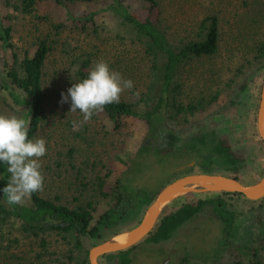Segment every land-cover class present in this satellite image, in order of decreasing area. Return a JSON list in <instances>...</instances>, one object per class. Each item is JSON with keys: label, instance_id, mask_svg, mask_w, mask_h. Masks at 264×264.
<instances>
[{"label": "rangeland", "instance_id": "1", "mask_svg": "<svg viewBox=\"0 0 264 264\" xmlns=\"http://www.w3.org/2000/svg\"><path fill=\"white\" fill-rule=\"evenodd\" d=\"M10 1V0H8ZM160 10V25L171 43L195 40L204 18L214 16L218 25V51L189 63L182 76L184 104L204 101V112L189 118L181 126L166 122L165 130L175 131L182 142L202 133H213L243 160L235 174L215 170L211 174L234 177L249 187L264 176V147L257 133V112L264 84V0H155ZM129 12L144 18L148 3L143 0H121ZM113 0H76L66 8L54 2L42 4L38 10L49 21L13 13L0 0V24L11 26L12 48L0 41V114L22 118L25 111L11 95L22 99L19 90L11 89L7 71L12 54L22 59L24 53L35 50L39 38L53 40L52 50L43 69L44 113L35 138L46 141L47 153L41 157L44 177L41 197L70 209L87 203L95 207L91 227L108 209L96 187L98 179L115 181L124 177L134 190L157 194L171 182L194 174H205L196 164L193 152L173 150L164 159L134 157L146 136L147 126L127 118L119 131L103 127L104 122L91 117L83 122L82 114L70 112L68 103L61 104V93L67 95L75 61L90 58L91 67L99 61L111 71L131 79L134 87L121 93L119 100L145 107L139 102L148 83L147 59L139 47L132 46L111 10ZM89 17L96 15V31L77 21H66V13ZM7 16H12L7 19ZM63 24L55 31L54 24ZM84 23V22H83ZM53 24V25H52ZM183 143H178L177 147ZM71 151V153H69ZM70 154V156H69ZM119 154L124 165L117 163ZM224 202L234 214L232 234L225 235L221 222L209 207L185 223L170 239L159 245L145 240L159 220L185 204L199 201ZM147 207L137 218L102 230L97 238L83 236L73 251V258L88 259L90 249L113 242L136 227ZM47 253L39 243L25 237L16 227L5 225L0 230V264H65L64 246L57 236L49 239ZM129 254V264H156L169 250L177 256L171 264H264V203L225 192L203 191L189 187L175 195L162 209L150 233ZM66 253V252H64ZM98 264H116L117 258L104 255ZM71 264H75L72 262Z\"/></svg>", "mask_w": 264, "mask_h": 264}, {"label": "trees", "instance_id": "2", "mask_svg": "<svg viewBox=\"0 0 264 264\" xmlns=\"http://www.w3.org/2000/svg\"><path fill=\"white\" fill-rule=\"evenodd\" d=\"M13 13L29 15L38 20L49 21L46 15L38 10L42 4L49 1L66 8L76 0H3ZM90 2L91 0H82ZM148 3L146 16L141 18L122 4L121 0H113L111 10L119 21V28L127 36L132 46H137L143 52L149 64L148 83L143 97L139 102L145 107L140 109L136 104L120 101L106 105L104 110L93 114L95 119L104 122L103 127L112 131H119L127 118L142 121L147 126V133L134 157L143 159L155 156L160 159L167 157L171 151L178 150L193 152L199 159L196 164L203 173L211 174L215 170L237 173L243 165L225 141L216 139L213 133H202L190 137L182 142L175 131L165 130L166 122L181 126L189 118L204 112V101L184 104L181 102V76L186 66L203 57H211L218 51V25L214 16L206 17L200 24L199 33L195 40L171 43L160 25V10L155 0H143ZM66 21H77L81 26L91 29L98 26L96 15L83 17L79 14L66 13ZM12 16H7L11 19ZM84 22V23H83ZM53 25V24H52ZM63 24H54L55 31H59ZM11 26L0 24V41L5 48L11 49ZM53 40L49 37L39 38L35 43V50L30 54L24 53L22 59L12 54V64L7 71L11 89L19 90L22 99L11 95L13 102L25 111L24 120L29 121L28 139L34 140L43 118L45 95L43 92V69L46 59L52 50ZM264 48H262V51ZM90 58L79 57L75 61V69L71 74L72 81L69 88L85 79L90 71ZM178 143H183L177 147ZM71 153V151H69ZM70 156V154H69ZM117 163L123 164L119 154L115 155ZM225 176V175H224ZM230 177V176H229ZM234 178V177H231ZM10 179L7 165L0 163V189L5 187ZM96 187L101 198L108 204V209L100 214L96 224L91 227L92 212L95 207L90 202L84 206L70 209L58 205L33 193L21 204L9 206L6 195L0 191V230L5 225L16 227L25 237L39 243L42 253H47L49 239L57 236L64 246L62 258L65 264H89L87 259L73 258V251L79 245V238L90 236L97 238L100 231L111 229L126 221L137 218L144 207H148L156 194L145 190H134L126 178L120 177L113 182L98 179ZM228 194V193H226ZM231 194V193H230ZM239 195L240 194H234ZM244 197V196H243ZM264 203V198L260 199ZM209 207L213 215L221 222L225 235L232 234L234 214L226 210L224 202L199 201L196 205L185 204L173 213L162 217L154 231L145 240L146 243L159 245L166 242L180 227L194 218L204 208ZM133 248L126 251L108 254L117 258L116 264H129V254ZM66 252V253H64Z\"/></svg>", "mask_w": 264, "mask_h": 264}, {"label": "clouds", "instance_id": "3", "mask_svg": "<svg viewBox=\"0 0 264 264\" xmlns=\"http://www.w3.org/2000/svg\"><path fill=\"white\" fill-rule=\"evenodd\" d=\"M133 87L131 79L111 71L101 60L85 79L67 89V95L61 93L60 103H68L70 99V112L79 111L83 122H88L106 105L118 103L121 93ZM28 128L29 121L0 114V163L7 165L10 174L7 185L0 191L6 195L9 206L21 204L44 186L40 158L47 153L46 141L43 138L29 140Z\"/></svg>", "mask_w": 264, "mask_h": 264}, {"label": "water", "instance_id": "4", "mask_svg": "<svg viewBox=\"0 0 264 264\" xmlns=\"http://www.w3.org/2000/svg\"><path fill=\"white\" fill-rule=\"evenodd\" d=\"M257 133L264 147V84L262 86L260 102L257 112ZM189 187H199L203 191L225 192L240 194L250 201L264 198V176L260 182L246 187L231 178L219 174H194L181 177L165 186L146 208L139 224L129 230L120 243L107 242L90 249L88 254L89 264H98L101 256L126 251L140 243L152 230L163 207L178 193L186 192ZM167 260L161 264H166Z\"/></svg>", "mask_w": 264, "mask_h": 264}, {"label": "flooded vegetation", "instance_id": "5", "mask_svg": "<svg viewBox=\"0 0 264 264\" xmlns=\"http://www.w3.org/2000/svg\"><path fill=\"white\" fill-rule=\"evenodd\" d=\"M194 206V205H193ZM193 219V218H192ZM177 256V252H176V250H173V249H171V250H169V252H167L166 254H165V257H163L162 259H161V261L159 262V263H156V264H161V262L162 261H165V260H167V263L166 264H171V261H172V259L174 258V257H176Z\"/></svg>", "mask_w": 264, "mask_h": 264}, {"label": "bare ground", "instance_id": "6", "mask_svg": "<svg viewBox=\"0 0 264 264\" xmlns=\"http://www.w3.org/2000/svg\"><path fill=\"white\" fill-rule=\"evenodd\" d=\"M122 240H123V238L121 236H119V238H115L112 243H120Z\"/></svg>", "mask_w": 264, "mask_h": 264}]
</instances>
